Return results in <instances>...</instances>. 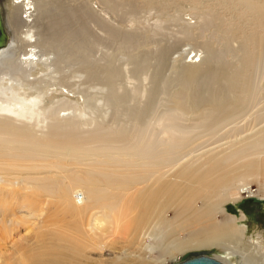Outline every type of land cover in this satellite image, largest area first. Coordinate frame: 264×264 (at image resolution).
<instances>
[{
  "label": "rangeland",
  "instance_id": "1",
  "mask_svg": "<svg viewBox=\"0 0 264 264\" xmlns=\"http://www.w3.org/2000/svg\"><path fill=\"white\" fill-rule=\"evenodd\" d=\"M9 1L7 0V2ZM33 1L37 5H35V12L33 11L32 29L35 37L41 38L39 50L47 55L48 58L43 57L47 59L44 61L46 64L34 67L33 73L30 74V72H22L20 67H17L19 65L13 62L14 65L11 61L12 68H9V63L8 65L4 64L8 67L1 66L0 73L17 74L16 76L20 77V80L26 77L29 79L35 77L34 79H42L51 84L50 92L44 100L45 104L58 97L59 93L56 89L65 90L58 84V79L61 77L65 87L73 88L77 94L75 98L80 102H82L80 94H83V100L86 99V105H82L85 106V117L87 119L98 117L99 120L102 118L108 125L105 137L109 141L105 142L103 147L111 146L123 151L125 141L122 140V137L125 135L129 117H134L137 114L144 118V122H147V118L152 120L158 116L157 110L158 113L168 111L167 107L171 104L170 97L171 95L175 96V92L187 93L186 96L183 95L182 100H184L190 96L189 93L192 90L190 88L193 85L198 86L199 84L200 86V83L207 85L206 82L209 80H202L205 77L196 78L191 85L184 76L182 68L189 63H197L196 60L201 59V62L208 63L209 69L213 72H235L236 79L228 82L219 81V89L214 86L217 96L227 93L231 86L234 93L232 92L227 96L229 101H236V97H242L241 86L244 82L253 86H264V82L261 80V76L264 75V0H110V4L103 0H41L42 3L39 0ZM42 5L43 7H41ZM17 13L19 14V12ZM10 14L12 12L9 11L11 29L13 28L15 32L21 35V30L24 27L16 21L14 15L12 18ZM102 32L103 34H101ZM61 37L63 38L61 39ZM52 40L53 42H51ZM72 43L76 44V49L72 48ZM51 58L52 60H50ZM109 71L112 74L109 80L101 81L104 80L103 74L105 75ZM98 76L99 78H97ZM85 92L90 93L85 96ZM105 105H108V109H105ZM138 105H141L140 108L143 105H149L150 111L155 107L152 109L153 112L151 111L155 115H151L150 111H148V115L145 111V114L143 111L149 110V108L143 106V109H140ZM138 110L144 114L137 113ZM246 116V121L244 117L241 118V121L237 119V123L233 122L228 124L229 126L222 127L223 129L213 133L214 136L209 134L210 136L202 137V143L200 141L199 143L205 145L206 148L202 145L204 147L202 150L201 145H197L200 147L198 148L195 146L197 142L193 147V155L215 149L220 151L223 148L228 152L232 149V142L241 141L242 143L243 139L244 143L242 144H245V141L248 143L250 138L259 137L256 131L264 126V121L249 126V124L244 123L248 121ZM238 123L242 124L244 134L240 132L241 134L239 133L237 137L227 134L229 141L226 136L221 138L222 133L226 135L230 131L225 130L231 129L234 126L232 124L238 125ZM243 124L246 125L245 129ZM230 125H232L231 128ZM247 127H249L248 130ZM114 138L117 139L116 143L111 141ZM203 139H205L206 144H204ZM207 141H209L208 145ZM225 144H229L230 147ZM219 147L222 148L219 149ZM195 148L200 149V151ZM261 152L258 155L247 154L239 160L238 168L228 171L224 178H220L221 174L219 173L212 176V179L202 189H190L192 194L188 201L167 204L164 209L165 220L158 219L162 214L161 206L154 207V210L153 207L149 208L148 206L131 210V206L128 204L132 205L130 200L121 201V205L126 204L128 207V214L133 215V223L128 221V228L125 221L122 228L124 230L118 232L111 228L112 231L108 239L112 241V245L105 251L109 255V262H96L95 264H146L149 261L155 262L154 264H174L196 255L204 254L213 257L215 254L221 253L222 251L216 247H191L181 252L174 251L162 256L159 254L161 246L158 247L157 245L153 251L146 254L143 247L136 244L125 245L123 242L125 238L123 237L126 233L145 232L143 241L148 242L147 232L153 228V231L163 232L164 237L169 240L182 238L191 232L193 227L195 229L200 227L193 225L194 223H188L189 213L198 214L200 211H207L210 206L205 203L206 195H213L214 199L215 196L224 192L222 185L227 181L233 182L236 177H244L242 186L248 187L250 193L240 190L241 188L238 186L233 187L231 195L234 196L236 193L239 197L237 200H232L229 197L223 202L221 205L222 212L230 217H237L239 219L238 224H245L248 237L260 236L264 241V151L261 150ZM88 170L89 168L84 166L75 167L73 170L75 176L71 177L70 180H67L66 177L60 179V176L52 170L44 169L1 174L0 221L7 219L14 220L16 223L14 225L9 224V228L0 234L2 237L10 232L8 236L0 239V247L9 253L12 251V245L17 243L16 240L27 233L32 238L31 242L36 239L44 243L49 241L52 235V232L47 229L48 227L53 224L57 227L67 226L66 223L64 224L67 220L63 217L64 213H69L68 217H76L80 213L88 212L89 207L79 193L83 190L82 188L88 186L90 178L86 176L85 186H81L76 177ZM181 185L175 188H183L184 183ZM168 198L169 193H165L161 201L164 202ZM208 200L210 201V199ZM216 204L213 205L215 218L221 219L223 214L216 209ZM91 212L88 218L86 216L83 218L85 225L93 223V215L97 211ZM242 216L244 219L240 221ZM67 228L74 230L75 226L70 224ZM101 237L103 238L104 235ZM157 237L159 242L160 237ZM60 244L65 245L63 242ZM71 249L74 248L71 247ZM122 249H125V252H122ZM6 257H3L4 261H6ZM93 257L96 261L95 251H93ZM233 257L231 262L235 263L237 257ZM105 258L104 256L100 257L97 261H102ZM83 263L84 258L66 262V264Z\"/></svg>",
  "mask_w": 264,
  "mask_h": 264
},
{
  "label": "bare ground",
  "instance_id": "2",
  "mask_svg": "<svg viewBox=\"0 0 264 264\" xmlns=\"http://www.w3.org/2000/svg\"><path fill=\"white\" fill-rule=\"evenodd\" d=\"M103 1L107 4L110 2V0ZM0 4L9 34L6 46L0 48V67H3L4 64L8 65V63L10 65L12 61V63L15 62L19 65L17 67H20L19 69L22 72H30L31 74L34 67L46 64L44 61L47 60L43 58L47 55L39 50V44H41L39 40L41 38L37 39L32 29L33 11L37 3L35 4L33 0H10L9 2L0 0ZM109 6L111 7V5ZM9 11L12 12L10 14L12 18L14 15L16 21L24 27L21 30V35L15 32L13 28L11 29ZM74 43L71 45L73 49L76 45ZM64 60L66 59L64 58ZM196 61L197 63H189L182 68L184 76L190 84H193V81L198 77H205L202 80L206 81L208 79L207 85L205 83L204 85L200 83V86L199 84L198 86L193 85V88H190V90L192 89L189 93L190 96L184 100H182L183 95L187 93L175 92V96L171 95L170 97L169 95L171 104H167L169 105L168 109L165 107L168 111L165 109L167 112L158 113V110L155 109L158 116L152 118V120L143 115L149 120L145 119L147 122H144V118L140 115L142 119L137 114L134 117H129L125 135L122 137V140L125 141L123 151L111 146L103 147L105 142L109 141L105 137L108 125L102 118L99 120L98 117L91 119L85 117L86 110L84 111L85 106L82 105H86V99L83 100V94H80L82 102L75 98L76 92L73 88L65 87L61 77L58 79V84L65 90L56 89L59 93L58 97L45 104L44 100L50 92L51 84L44 82L42 79H34L35 77L33 79L26 77L20 80V77L16 76L17 74L0 73V133H3L0 134V175L16 171L44 169L52 170L60 176V179L66 177L67 180H70L71 177L75 176L74 168L84 166L89 170L76 176L79 179V184L85 186V177L90 178L88 186L82 188L83 190L79 193L89 207L88 212L80 213L76 217H68L69 213L63 215L67 219L64 224L66 223L67 226L74 225V230L68 229L66 225V227H57L53 224L47 228L52 232V235L49 241L44 242L45 244L36 239L31 242L30 234H24L16 240L17 243L12 245V251L9 253L0 247V264H66V262L81 258H84L83 264L108 263L109 255L105 251L112 245V241L108 239L112 231L111 228L115 232L122 231L124 230L122 228L125 221L129 228L128 221L133 223L134 219L133 215L128 214L126 204L121 205V201L130 200L132 205L128 204L131 206V210H137L141 206L153 207L154 210V207L161 206L162 214L158 219L165 220L164 209L167 204L188 201L192 194L190 189H202L212 179V176L219 173L221 174L220 178H224L228 171L238 168L239 160L247 154L258 155L262 153L261 150L264 151V126L256 131L259 137L255 136L256 139L253 138L254 140L252 138L249 140V137H247L249 142L246 143L245 141V144H242L244 143L243 139L242 143L241 141L232 142V145L230 144L232 149L228 152L224 148L220 151L216 149V151H202L205 147V145L202 144L204 146L202 147L200 144L202 143V137L204 138L209 134L214 136V132L226 127V125L229 126L230 123H237V119L241 121V118H245V115H247L248 121L244 123L249 124V126L264 121V86H253L248 82H244L241 86L242 97H236V101H229L227 96L232 92L234 93L233 88L230 86L227 93L217 96L215 87L219 89V81L228 82L236 79L235 72H213L205 61L201 62V59ZM13 64L9 68H12ZM7 67L5 66V68ZM110 72L103 74L104 80L101 81L109 80L112 76ZM21 74L24 76L23 73ZM261 80L264 82V75L261 76ZM85 93V96H87L90 92ZM102 101L104 100L102 99ZM140 106L138 105L139 108ZM148 106L145 107L148 109ZM93 107L95 108V106ZM145 111L148 115L150 108L143 112ZM104 112L107 113L108 111ZM143 112L138 110L137 113ZM153 114L155 115V113L151 115ZM239 123L240 126L230 125V128L231 126L232 128L225 130L227 132L230 130L229 133L225 132L226 135L222 133L221 138L226 136L228 140L229 134L234 137H237L240 132L244 134L243 126ZM246 125H244V129ZM253 128L251 129L253 130ZM252 130L251 133L254 135ZM203 140L206 144L205 139ZM231 140L233 141V139ZM111 141L116 143L117 139L114 138ZM194 145H201L203 153H196L200 151L198 149L200 147L197 146L198 148H195L198 149L195 152L196 155H193ZM225 145L228 146L229 144ZM221 148L219 147V149ZM243 178L236 177L233 182H225L222 185L224 192L215 196L214 199L213 195H206L205 203L210 206L207 211H200L198 214L190 212L188 215V223H194L193 225H199L200 227L196 229L193 227L191 232L182 238L169 240L164 237L163 232L153 231V228H151L147 232L148 242L143 241L145 232L126 233L123 242L125 245L136 244L143 247L146 254L153 251L157 245L158 247L160 245L159 254L162 256L174 251L181 252L191 247H216L222 252L215 254L213 257L226 264H264V241L261 237H248L246 235V225L238 224L239 219L237 217L225 215L221 209L222 203L229 197L232 200H237L239 197L236 193H234V196L231 195L233 187L238 186L241 188L240 190L250 193L248 187L244 188L242 186ZM178 183H184L183 188H175L182 186ZM95 186H97L96 189ZM165 193H169V198L162 202L161 198ZM215 203H217L216 209L223 214L221 219L215 218V210L213 209ZM93 210L97 211L93 215V223L85 225L83 218L85 216L88 218ZM243 219V216L240 217V221ZM14 223H16L14 220H1L0 234H3L9 228V224L14 225ZM9 233L0 236V239L5 238ZM157 236L160 237L159 242ZM62 242L65 245L60 244ZM71 247L74 249H71ZM93 251L96 252L97 260L103 256L106 258L102 261H95ZM122 252H125V249H122ZM5 256H7L6 261L3 260ZM233 256L237 257L235 263L231 262ZM154 263L149 261L146 264Z\"/></svg>",
  "mask_w": 264,
  "mask_h": 264
},
{
  "label": "water",
  "instance_id": "3",
  "mask_svg": "<svg viewBox=\"0 0 264 264\" xmlns=\"http://www.w3.org/2000/svg\"><path fill=\"white\" fill-rule=\"evenodd\" d=\"M8 31L3 17V11L0 4V48L6 46L8 40ZM174 264H226L215 257L209 255H196L186 258Z\"/></svg>",
  "mask_w": 264,
  "mask_h": 264
}]
</instances>
